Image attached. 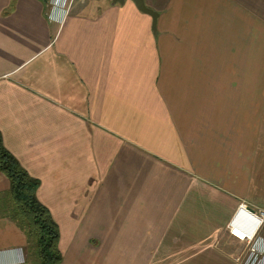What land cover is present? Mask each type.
<instances>
[{
	"label": "crops",
	"instance_id": "0c3cea01",
	"mask_svg": "<svg viewBox=\"0 0 264 264\" xmlns=\"http://www.w3.org/2000/svg\"><path fill=\"white\" fill-rule=\"evenodd\" d=\"M85 1L53 22L46 0H0V133L60 264H238L228 225L264 208V0H187L217 32L201 49L162 38L158 10L153 32L130 1ZM7 193L0 173V264H33Z\"/></svg>",
	"mask_w": 264,
	"mask_h": 264
},
{
	"label": "trees",
	"instance_id": "16d2710c",
	"mask_svg": "<svg viewBox=\"0 0 264 264\" xmlns=\"http://www.w3.org/2000/svg\"><path fill=\"white\" fill-rule=\"evenodd\" d=\"M0 173L9 181L12 205L9 217L25 233L34 264H60L59 230L49 210L36 197L40 182L31 177L3 145L0 133ZM34 258V257H33Z\"/></svg>",
	"mask_w": 264,
	"mask_h": 264
},
{
	"label": "rangeland",
	"instance_id": "374dc122",
	"mask_svg": "<svg viewBox=\"0 0 264 264\" xmlns=\"http://www.w3.org/2000/svg\"><path fill=\"white\" fill-rule=\"evenodd\" d=\"M94 1L97 0H86L85 2L90 3ZM110 2L111 0H102V5L107 3L109 4ZM145 4L148 8H151L154 11L158 10L162 13L160 30L162 31V38L164 39H177L184 44L187 41H198L203 43L198 45V49H201L208 41L213 39L214 35L217 33L216 31H211V36L209 37L206 31L204 32L199 27H193L189 24L188 18L191 16V14L188 12L187 0H145ZM223 32L224 48H226L227 41L236 39L237 34L235 31L230 29L223 30ZM259 32L260 39L264 41V31L260 30ZM242 33L244 38V32H239V34ZM254 69H264V42L258 45V54H256V63H254ZM5 198L11 203L9 206L11 208V206H13V200L11 198L10 192L5 195ZM28 248L30 253V261L34 264L36 262L34 253L31 252L30 246H28Z\"/></svg>",
	"mask_w": 264,
	"mask_h": 264
},
{
	"label": "built area",
	"instance_id": "2783aa9c",
	"mask_svg": "<svg viewBox=\"0 0 264 264\" xmlns=\"http://www.w3.org/2000/svg\"><path fill=\"white\" fill-rule=\"evenodd\" d=\"M46 1L49 5L48 18L53 22H60L69 13L75 0ZM243 212H246V218L252 220L253 224L239 222L235 217L228 225L229 233L244 246L243 256L238 264H264V208H254L248 212L244 206H241L238 214Z\"/></svg>",
	"mask_w": 264,
	"mask_h": 264
},
{
	"label": "water",
	"instance_id": "95a60500",
	"mask_svg": "<svg viewBox=\"0 0 264 264\" xmlns=\"http://www.w3.org/2000/svg\"><path fill=\"white\" fill-rule=\"evenodd\" d=\"M126 1H130L133 3V5L135 6V8L146 15H149L152 19V24H151V28L152 31L155 32L156 30V21H157V17H158V13L156 11H154L151 8H148L145 4V0H111V5H120L122 6Z\"/></svg>",
	"mask_w": 264,
	"mask_h": 264
}]
</instances>
